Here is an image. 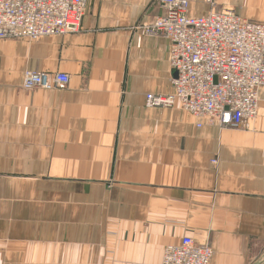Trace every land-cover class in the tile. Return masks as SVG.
<instances>
[{
	"label": "crops",
	"instance_id": "0c3cea01",
	"mask_svg": "<svg viewBox=\"0 0 264 264\" xmlns=\"http://www.w3.org/2000/svg\"><path fill=\"white\" fill-rule=\"evenodd\" d=\"M215 2L264 23V0ZM160 13L88 0L77 33L0 40V264H160L186 235L212 264H264V87L250 130L148 107L176 74L144 29ZM26 70L70 81L28 90Z\"/></svg>",
	"mask_w": 264,
	"mask_h": 264
},
{
	"label": "built area",
	"instance_id": "2783aa9c",
	"mask_svg": "<svg viewBox=\"0 0 264 264\" xmlns=\"http://www.w3.org/2000/svg\"><path fill=\"white\" fill-rule=\"evenodd\" d=\"M206 1L211 10L195 17L189 14L191 0H155L161 13L144 29L170 41L169 61L177 76L172 93H149L146 105H181L222 129L250 130L264 87V23L217 8L215 0ZM87 4L88 0H0V40L77 33ZM69 81L63 72L26 70L23 87L63 89ZM213 255L210 245L186 235L164 248L160 264H212Z\"/></svg>",
	"mask_w": 264,
	"mask_h": 264
},
{
	"label": "water",
	"instance_id": "95a60500",
	"mask_svg": "<svg viewBox=\"0 0 264 264\" xmlns=\"http://www.w3.org/2000/svg\"><path fill=\"white\" fill-rule=\"evenodd\" d=\"M177 76V73L175 74V77Z\"/></svg>",
	"mask_w": 264,
	"mask_h": 264
}]
</instances>
